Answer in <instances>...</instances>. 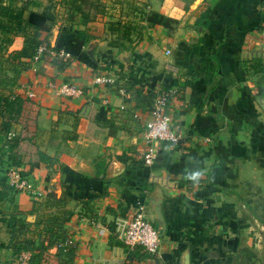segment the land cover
I'll use <instances>...</instances> for the list:
<instances>
[{"label": "crops", "instance_id": "obj_1", "mask_svg": "<svg viewBox=\"0 0 264 264\" xmlns=\"http://www.w3.org/2000/svg\"><path fill=\"white\" fill-rule=\"evenodd\" d=\"M117 19L129 22L127 39L108 30ZM64 23L41 36L70 55H40L18 84L37 108L34 144L51 157L29 167L24 154L18 167L43 195L12 191L0 211L64 216L68 264H264V0H105L78 24L87 41L58 33ZM100 74L112 80L94 82ZM64 81L82 92L60 94ZM158 94L178 139L153 143L144 163L141 133ZM243 123L246 141L235 135ZM139 202L157 230L153 253L121 239ZM8 241L0 220V264H20L28 251Z\"/></svg>", "mask_w": 264, "mask_h": 264}, {"label": "trees", "instance_id": "obj_2", "mask_svg": "<svg viewBox=\"0 0 264 264\" xmlns=\"http://www.w3.org/2000/svg\"><path fill=\"white\" fill-rule=\"evenodd\" d=\"M29 2L30 0H0V157L4 156L3 160L7 166L18 167L23 161L24 154L29 156L27 159L29 167L51 161V157L34 144L37 108L33 99L18 90V84L21 73L32 61L36 46L40 42H45L41 34L54 24L56 13L48 7L40 9L30 7ZM78 2L79 0H59V3L66 8L67 23L59 28L58 33L67 32L82 41H87L91 37L90 32L86 27H78V24L87 21L88 14L78 9ZM99 8L95 10L96 13L103 11V7L99 6ZM143 18L155 23H164L166 20L161 15L149 11L143 12ZM107 28L110 32L116 33L115 39H127L130 33L129 22L119 19L109 21ZM45 43L47 47L57 49ZM45 54L48 52H42L41 56ZM51 55L55 56V54ZM200 118L203 124L208 123V119L207 122H203L204 117ZM15 128L17 130H14ZM250 129V124L243 123L236 130L235 135L246 141ZM20 142H23V145H19ZM217 147L221 149L220 145ZM32 155L34 159L30 157ZM95 168L98 173L99 164L95 163ZM1 178L6 189L12 192L5 177ZM2 195L4 194L2 193L0 197ZM1 213L0 211V216ZM0 220L4 222L9 233L8 246L13 251L26 249L30 243H33V238H37L38 245L30 253L27 264H68L72 260L73 249L60 244V241L66 237L62 228L64 216L59 218L51 212L31 222L11 212L6 218L0 217ZM49 246L55 247L53 252L48 250Z\"/></svg>", "mask_w": 264, "mask_h": 264}, {"label": "built area", "instance_id": "obj_3", "mask_svg": "<svg viewBox=\"0 0 264 264\" xmlns=\"http://www.w3.org/2000/svg\"><path fill=\"white\" fill-rule=\"evenodd\" d=\"M68 57L70 52L65 49H53L46 46L45 42H40L32 55V60H37L42 52ZM259 62L264 72V50L259 55ZM94 82H110L112 78L109 75H95ZM60 94L68 96H76L82 92L80 86L72 82H61L57 86ZM165 94L155 95L148 108L149 117L144 120L141 133V141L146 147L142 160L144 163H150L153 160L152 144L161 141L176 142L178 134L170 127V117L165 111ZM6 183L13 191H25L34 198H39L43 195V190L37 189L30 180L24 175L17 166H7L5 170ZM100 233L103 232L99 228ZM121 239L127 247L140 245L145 251L153 253L158 246L157 230L147 219L145 214V206L143 203H137L132 211L131 216L125 223ZM28 253H21L20 264H26Z\"/></svg>", "mask_w": 264, "mask_h": 264}, {"label": "rangeland", "instance_id": "obj_4", "mask_svg": "<svg viewBox=\"0 0 264 264\" xmlns=\"http://www.w3.org/2000/svg\"><path fill=\"white\" fill-rule=\"evenodd\" d=\"M104 1H102V0H79V2H78L79 3L78 4L79 8L78 9L87 12L88 20H91V19L94 18V16H96V11L95 10L96 9H100L99 6H101V7L104 6ZM29 4L28 5L30 7H33V8H36V9H40V8H44V7H48L49 9H51L54 13H56L55 14L56 20L54 21V23L56 21H61V22H65L66 21V19H65V17L67 16L66 8H65V6H63V4L59 3V0H30ZM97 5H98V7H96ZM3 159H4V156L2 158L0 157V195L3 193L4 195H2V196H4V197L6 196L5 198L7 199V196H8L9 193H11V191L9 189H6L5 183H4V181H2V178H1L3 176L5 177V170H6V167H7V165H6V163H5V161ZM28 180H29V178H28ZM32 184L34 186H36L35 183L32 182ZM27 194L29 195L30 198L34 199V196L30 195L29 193H27ZM2 203L3 202H1L0 206L4 205ZM13 210H15V209H12L10 211H2L0 217L6 218L7 216H4L3 214L11 213ZM31 214L32 213H30V215ZM19 217H21V216H19ZM28 220L32 221L33 219L30 218ZM148 220H149V218H148ZM30 227H32V226H30ZM36 234L37 233H35V235ZM36 240H37V238L36 239L33 238V243H30L26 247V250L28 251V258H29L30 253L33 252L32 250L36 247V245H38V244H36ZM58 241H60V240H58ZM60 242H62V240Z\"/></svg>", "mask_w": 264, "mask_h": 264}, {"label": "clouds", "instance_id": "obj_5", "mask_svg": "<svg viewBox=\"0 0 264 264\" xmlns=\"http://www.w3.org/2000/svg\"><path fill=\"white\" fill-rule=\"evenodd\" d=\"M201 175H202L201 171L191 172V173H187V178L193 182H198Z\"/></svg>", "mask_w": 264, "mask_h": 264}, {"label": "water", "instance_id": "obj_6", "mask_svg": "<svg viewBox=\"0 0 264 264\" xmlns=\"http://www.w3.org/2000/svg\"><path fill=\"white\" fill-rule=\"evenodd\" d=\"M27 219H30V216L29 215L27 216Z\"/></svg>", "mask_w": 264, "mask_h": 264}]
</instances>
